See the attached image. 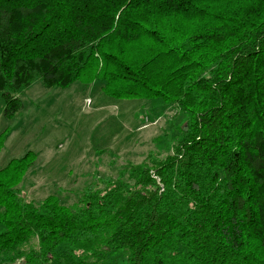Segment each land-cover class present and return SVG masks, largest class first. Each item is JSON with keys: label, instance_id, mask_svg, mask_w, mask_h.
Instances as JSON below:
<instances>
[{"label": "trees", "instance_id": "16d2710c", "mask_svg": "<svg viewBox=\"0 0 264 264\" xmlns=\"http://www.w3.org/2000/svg\"><path fill=\"white\" fill-rule=\"evenodd\" d=\"M37 81H99L188 121L171 154L74 206L23 198L38 156L12 159L0 264H264V0H0L3 116Z\"/></svg>", "mask_w": 264, "mask_h": 264}, {"label": "rangeland", "instance_id": "374dc122", "mask_svg": "<svg viewBox=\"0 0 264 264\" xmlns=\"http://www.w3.org/2000/svg\"><path fill=\"white\" fill-rule=\"evenodd\" d=\"M16 96L23 107L10 120L3 116L7 103L0 93V135L7 133L0 170L34 151L38 159L19 193L37 205L54 196L74 206L87 190L118 178L128 165L164 159L188 121L186 113L161 100L150 104L108 96L99 81L52 89L37 81Z\"/></svg>", "mask_w": 264, "mask_h": 264}]
</instances>
